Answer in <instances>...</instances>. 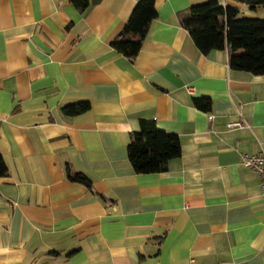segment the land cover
<instances>
[{"label": "crops", "instance_id": "crops-1", "mask_svg": "<svg viewBox=\"0 0 264 264\" xmlns=\"http://www.w3.org/2000/svg\"><path fill=\"white\" fill-rule=\"evenodd\" d=\"M136 1L0 0V264H264V195L241 162L264 149V74L199 51L179 14L205 0H155L129 60L111 41ZM142 121L179 137L165 171L129 162Z\"/></svg>", "mask_w": 264, "mask_h": 264}, {"label": "trees", "instance_id": "trees-1", "mask_svg": "<svg viewBox=\"0 0 264 264\" xmlns=\"http://www.w3.org/2000/svg\"><path fill=\"white\" fill-rule=\"evenodd\" d=\"M251 8L264 7V0H243ZM83 10L88 0H72ZM180 26L185 29L203 54L211 50L228 48V66L233 70L254 75L264 74V18L241 17L234 7L223 6L219 0H205L190 5L180 12ZM157 16L155 0H137L121 31L111 41L119 53L133 60L141 49L151 21ZM194 104L204 111L210 107L209 99H194ZM88 101H77L61 107L63 115L71 117L87 111ZM180 155V141L175 133L157 129L142 121L139 130L130 134L127 156L133 170L139 174L157 173L167 169L170 159ZM7 167L0 155V176ZM67 176L90 187L89 179L82 173Z\"/></svg>", "mask_w": 264, "mask_h": 264}, {"label": "built area", "instance_id": "built-area-1", "mask_svg": "<svg viewBox=\"0 0 264 264\" xmlns=\"http://www.w3.org/2000/svg\"><path fill=\"white\" fill-rule=\"evenodd\" d=\"M188 89L190 90V87ZM208 118L211 119L212 115H209ZM245 125L243 120L227 121L225 123L227 128H241ZM241 162L258 175L260 180L259 189L261 194L264 195V149L261 148L259 151L252 154L242 153Z\"/></svg>", "mask_w": 264, "mask_h": 264}]
</instances>
